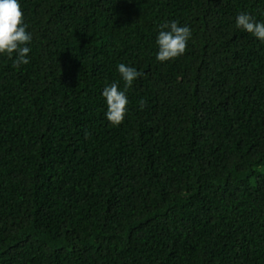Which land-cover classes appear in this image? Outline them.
<instances>
[{"label":"trees","instance_id":"1","mask_svg":"<svg viewBox=\"0 0 264 264\" xmlns=\"http://www.w3.org/2000/svg\"><path fill=\"white\" fill-rule=\"evenodd\" d=\"M0 55V264H264V0H19ZM191 29L156 59L161 25ZM143 73L106 118L118 65ZM144 100L143 108L139 101Z\"/></svg>","mask_w":264,"mask_h":264},{"label":"clouds","instance_id":"2","mask_svg":"<svg viewBox=\"0 0 264 264\" xmlns=\"http://www.w3.org/2000/svg\"><path fill=\"white\" fill-rule=\"evenodd\" d=\"M235 26L264 42V22H256L252 15L238 14ZM191 35V29L187 25L181 26L176 21L162 24L157 36L156 59L160 62H167L183 55ZM32 39V34L25 24L19 0H0V55H5L10 59L15 57L13 67L19 68L21 65H27L30 62L28 56L31 51L28 45ZM118 72L124 82L123 90L118 83L114 82L105 86L102 93L107 104L106 118L115 126H119L127 115L128 89L138 77L143 75L135 68L123 63L118 65ZM139 104L143 108L146 101L141 100Z\"/></svg>","mask_w":264,"mask_h":264}]
</instances>
